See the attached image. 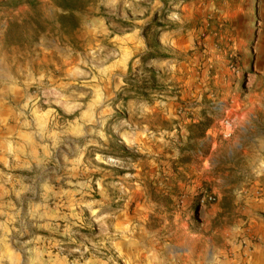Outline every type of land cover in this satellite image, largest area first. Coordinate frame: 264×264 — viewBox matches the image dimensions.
<instances>
[{"label":"rangeland","instance_id":"374dc122","mask_svg":"<svg viewBox=\"0 0 264 264\" xmlns=\"http://www.w3.org/2000/svg\"><path fill=\"white\" fill-rule=\"evenodd\" d=\"M0 62V264H264V0H0Z\"/></svg>","mask_w":264,"mask_h":264},{"label":"built area","instance_id":"2783aa9c","mask_svg":"<svg viewBox=\"0 0 264 264\" xmlns=\"http://www.w3.org/2000/svg\"><path fill=\"white\" fill-rule=\"evenodd\" d=\"M229 125H230L229 121H228V120H224V126H225L226 128H228ZM209 199H210V198H209Z\"/></svg>","mask_w":264,"mask_h":264},{"label":"trees","instance_id":"16d2710c","mask_svg":"<svg viewBox=\"0 0 264 264\" xmlns=\"http://www.w3.org/2000/svg\"><path fill=\"white\" fill-rule=\"evenodd\" d=\"M146 59V57L144 58V60ZM150 73L152 74V75H154V72H153V70H150Z\"/></svg>","mask_w":264,"mask_h":264},{"label":"crops","instance_id":"0c3cea01","mask_svg":"<svg viewBox=\"0 0 264 264\" xmlns=\"http://www.w3.org/2000/svg\"><path fill=\"white\" fill-rule=\"evenodd\" d=\"M0 65H2V62H0Z\"/></svg>","mask_w":264,"mask_h":264}]
</instances>
